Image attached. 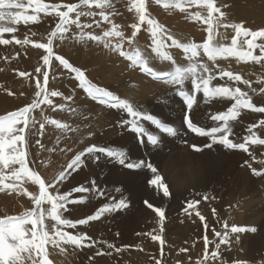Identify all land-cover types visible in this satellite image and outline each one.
Listing matches in <instances>:
<instances>
[{
    "label": "snow or ice",
    "instance_id": "snow-or-ice-1",
    "mask_svg": "<svg viewBox=\"0 0 264 264\" xmlns=\"http://www.w3.org/2000/svg\"><path fill=\"white\" fill-rule=\"evenodd\" d=\"M154 2L166 10L176 9L182 13L188 12V9L193 6L206 9V16L202 15L200 11L188 13L189 19L206 25L204 28L206 36L203 41L197 43L190 38L178 37L165 29L162 24L149 17L146 0H130L129 11L134 10L138 17V23L131 25L132 32L130 36H125V33L120 30V25L113 23L110 18L114 12L107 10L113 9L112 0H79L78 3L52 4L44 3V0H27V3L24 0H0V37L5 33H14L17 30L15 27L8 25L36 22L39 13L54 14L59 17V22L56 23L55 28L49 34L47 43L34 44V47L43 49L45 52L42 57L43 65L35 69V72L42 76V81L35 76L31 77L36 81L35 98L31 100V103L16 111L0 115V192L7 189L10 192L22 193L32 201L33 205L18 215L0 217V264H56L50 256L58 253L67 260L69 253L65 247L66 245L74 246L75 249H92L102 244L106 245L108 249H113L114 245L112 243L104 240H92L90 236L83 232L77 231L73 234L67 229H77L78 225H89L92 221H99L106 213H116L128 209L129 201L127 198L114 199L112 202L104 203L94 214L87 215L83 219L73 220L65 216L66 212H70L68 206L82 205L86 199H89L84 195L74 198L73 194L91 193L93 196L97 194L102 196L104 192L98 190L94 180L91 182V187L79 185L71 187L68 191H62V187L73 173L81 169L85 163V158L95 162L104 157L107 158V162H115L130 170L145 166L142 159L139 162H127L129 154L125 150L117 147L99 146L93 143L77 151L63 166L62 170L58 171L50 180L44 178L36 169L29 167V137L36 134L33 130L36 129L37 123H39L37 131L40 135L44 134L46 125L53 126L60 133H63L64 137L69 132L79 131L78 127H72L68 123L46 115L45 110L41 107L42 105L47 106L53 112L59 110L70 112L76 116L81 115L79 108H72L66 103L57 104L53 100L56 97L62 98L66 102L73 99L72 95L65 96L58 90H49V69L52 67L53 58L58 61L59 66L67 70L71 78L78 82L77 87L82 89L87 97L101 105H106L127 114V119L122 118L119 121L121 127H130L137 137H146L147 142L153 146L158 145V136L146 130L142 121L150 122L151 125L169 136H177L175 128L163 123L157 116L149 114L128 99H121L107 88L93 83L86 76L84 70L74 66L62 55L54 53V40L63 42L69 39L67 34L73 25L78 31L72 35L71 39L76 43L85 46L89 41L97 45L102 44L111 53L118 54L129 61V68H138L140 73L151 77L154 81L174 87L175 94L182 98L183 104L188 110L183 115V124L191 133L199 137H207L210 140L202 146H198L190 139H182L181 144L196 153L212 150L215 145H220L227 150H242L252 156L253 160H256V157L249 152L248 145H264V139H261L254 131L257 128L264 130V119L259 120L258 124L248 126L249 135L243 138L244 142L234 143L229 137L233 131L232 122L236 121L241 115V110L264 113V107H257L254 104L249 91L242 90L239 86H231L228 82L242 84L253 94L257 91L264 93V77H257L256 84L259 86L257 89L249 79L243 78L233 70L222 67L217 61L234 58L237 62H254L256 64L264 62V28L251 30L243 22H224L226 14L221 11L220 7L216 6V0H154ZM93 8L99 11H91ZM29 9L31 15L28 14ZM72 14H74V18ZM95 16H99L100 19L93 20L92 23H81V17ZM4 22H7V24ZM101 22L110 25L101 34H95L94 31H85V29H92L93 24L100 28ZM144 24L148 26L147 31L151 35V54L146 53L136 39L141 25ZM220 28L233 30L234 34L231 36L230 43L223 42L226 37L218 31ZM258 41L260 42L258 43ZM12 42V40L0 38V44L3 45ZM15 43L20 44L21 41L15 40ZM23 43L28 44L29 40L25 38ZM172 49L182 50L186 63H179L174 58ZM257 49H259V55L254 54ZM154 61L167 62V66L171 70L157 68L153 63ZM20 75L26 78L29 76L25 72H21ZM217 79L225 81V83L214 84ZM186 82L191 84L190 91L186 90ZM197 93H202L205 101L214 99L232 101L226 111H220L210 116L211 121L219 123L208 130L197 126L189 116V112L197 104ZM38 109L40 110L39 120L33 115L35 110ZM57 143H59V138ZM36 144L44 149V145L41 144L40 140H36ZM60 151L66 153L72 151V149L62 148ZM37 156H39V153H37ZM258 163L262 166L260 171L253 167V164L248 160L244 161V165L251 169L253 176L264 177V160H259ZM13 165L19 167H12ZM146 168L151 173V178L147 181V184L158 193H162L165 198H168L170 187L160 174L158 167L152 163H147ZM26 182L35 185L38 192L35 190L30 192L27 188H23L22 185ZM115 191L119 193L121 188L117 187ZM205 199H207V196H205ZM242 202V200L237 199L233 205V210H238ZM199 203L200 201L195 198L189 199L183 211L189 212V209L195 211L196 205ZM144 204L159 218L158 223L163 225L165 210L153 206L147 199L144 200ZM45 205L47 207H44ZM213 213L215 215V210H213ZM196 215L200 217L201 222H204L205 217L199 211H196ZM46 221H51V223L49 224ZM204 227L207 229L208 225L204 224ZM162 231L163 228L161 227ZM245 231L255 233L257 228L254 226L245 228L235 225L230 227V232L233 234ZM145 235H151V233ZM228 235L229 225L225 222L224 230L215 232V236L219 238V243L215 244L216 249H220L222 244L227 243ZM151 239L159 241L161 245L165 243L160 235H151ZM204 243L205 255L197 264H206L209 259L213 261L218 259L217 251H212L211 255H208L209 241L207 236L204 238ZM127 247L115 248V252L120 253L126 250ZM136 247L139 248L140 246L137 245ZM50 248L52 252H50ZM181 251L186 250L181 249ZM74 254L73 252L72 255ZM95 255H108L110 257L112 252H104L97 248ZM91 260L92 257H89V262ZM59 264H64V262L61 261ZM156 264H161V261L157 260Z\"/></svg>",
    "mask_w": 264,
    "mask_h": 264
},
{
    "label": "rangeland",
    "instance_id": "rangeland-1",
    "mask_svg": "<svg viewBox=\"0 0 264 264\" xmlns=\"http://www.w3.org/2000/svg\"><path fill=\"white\" fill-rule=\"evenodd\" d=\"M122 1L124 3V8L122 10H119L122 7L119 6L118 1L112 0L113 9H109L107 11L114 12V14L110 17L113 23L120 25V30L125 33V36H130L132 32L131 25L138 23V17L134 10L129 11L130 0ZM24 2L27 3V0H24ZM78 2L79 0H44V3L48 4ZM216 6L220 7L221 11L225 12L226 19L224 22H243L244 25L251 30L264 28V0H216ZM146 7L150 18L155 19L158 23L162 24L165 29L178 37L183 36L200 43L204 39H202V37L206 36V33L204 32V28L206 26L188 18V13L196 11H200L202 15L206 16V9H199L193 6L188 9V12L182 13L176 9L166 10L156 4L154 0H146ZM91 11L98 12L99 10L93 8ZM28 14H32L30 9ZM72 15L74 18V14ZM99 19V16L81 17V23H92L93 20ZM58 22L59 17L54 14L45 15L44 13H39L38 20L36 22H30L28 24L21 22L17 25H8L15 27L17 30L14 33H5L2 37H0L13 41L12 43L6 45L0 44V115H6L8 112L16 111L19 108L31 103V100L35 98L34 94L36 91V81L31 77L35 76L42 81V76L36 73L35 69L43 65L42 57L45 55V52L43 49L34 47V44L47 43L49 34ZM4 23L7 24V22ZM108 27H110V25L101 22L100 28H97L96 25L93 24L92 29H85V31H94L95 34H101L102 31L106 30ZM147 27L148 26L146 24L141 25L140 32L137 33L136 39L141 48L146 53L151 54L150 44L146 42V39L151 38L150 33L147 31ZM77 31L78 30L73 25L71 26L70 32L67 34L69 39L63 42L54 40V53L62 55L74 66L80 67L84 70L86 76L93 83L107 88L109 91L118 95L121 99H128L138 107L146 110L149 114L157 116V118L161 119L163 123L175 128L177 130V136L174 138L166 137L169 145L165 146L166 148L161 152L162 155L159 156L157 160L151 159V154L146 151L148 150V147H150V143L148 145L146 137H137V135L131 131L130 127L120 126L119 121L122 118L127 119V114L122 113L117 109H112L106 105H101L97 101H93L91 98L87 97L83 90L77 87L78 82L71 78V75L67 73V70L63 69L62 66H59L58 61H55L53 58L52 67L49 69V90H58L65 96L72 95L73 97L72 101L67 102L59 97L53 98V100L57 104L66 103L72 108H79L81 110V115L76 116L72 115L70 112L59 110L53 112L51 109L47 108V106L42 105L41 107L45 110L46 115L51 118L58 119L61 122L68 123L72 127H78L79 131L75 133L69 132L67 136L64 137V134L60 133L53 126L46 125L44 134L40 135L37 131L39 128V123H37L36 129L33 130L36 134L29 137V167L36 169L43 175L44 178L50 180L58 171L62 170L63 166L66 165L67 161L71 159L77 151H80L84 147L90 146L93 143L99 146L117 147L125 150L129 154V160L127 162H139L141 159L145 162V166H143L144 168L142 167L138 169V171L137 169H126L115 162H111L112 165L110 168L116 173V177L113 178V180H110L111 178L108 176L107 170L108 165H106L107 158L102 157L100 160L95 162L85 158V163L82 165L81 169H78L77 172L73 173L72 176L69 177L68 181L64 182L62 191H68L71 187L79 185L91 187V182L94 180L96 181L98 190H103L104 195L101 196L97 194L93 196L91 193L73 194L74 198L81 195L89 197V199H86L85 203L82 205L68 206L70 208V212H66L65 216L73 220L86 218L87 215L94 214L95 211L99 207H102L104 203H109L112 199L118 200L125 195H129L131 193V187L134 185H136V189L132 196H136L140 191L149 193L151 190H155L149 185H146V182L151 178L150 170L146 168V164L152 163L154 166H157L156 164L164 159L167 153L174 151L178 143L181 144L180 141L182 139H190L198 146H202L205 142H210L207 137H199L196 134L191 133L190 130L187 129L186 125L183 124V115L185 111L188 110L183 104L182 98L175 94L173 86H166L162 82L154 81L151 77H147L143 73H140L138 68H129V61L120 57L118 54L111 53L108 49H105L102 44L97 45L94 42L89 41L85 46L83 44L76 43L71 39V37ZM203 33H205L204 36L202 35ZM25 38L29 40L28 44L23 43ZM15 40H20L21 43L17 44L15 43ZM259 42L260 41H258V43ZM125 47L127 48L126 43ZM171 51L174 53V58L179 63H186L182 50L172 49ZM254 54L259 55V49H257ZM232 59L234 58L219 60L217 63L226 69L235 71L243 78L249 79L252 84L254 80L249 78V73L254 69H261L264 71V62L261 64H256L254 62L245 63L237 62L235 59V61ZM153 63L157 68L162 70H171V68L167 66V62L154 61ZM21 72L28 73L29 76L27 78L23 77L20 75ZM223 83H225V81H220L219 79L214 81V84ZM228 83L231 86H239L242 90H247L249 93L251 92L242 84H233V82ZM185 87L186 90L190 91V82H186ZM258 92L256 93V96L254 95L253 102L257 107H264V93H259V95H257ZM9 93H11V95H9ZM219 101L228 102L229 100L214 99L205 101L202 93H197V104L194 105V108L189 112L190 119H192L197 126L204 127L205 130L210 129L209 125L215 126L219 122L211 121L210 116L220 111L227 110L224 106L226 109L215 110L213 112L211 111V107ZM231 103L232 101H230L229 106ZM242 112H247L246 116L250 120V123L246 127L244 126L240 129L232 128L233 131L229 138L232 139L234 143L244 142L243 138L246 135H249L247 131L248 126L251 124H258L259 120L264 119V113H253L250 110H241V113ZM39 113V109L35 110L33 113L38 120L40 118ZM166 114H170V118L166 116ZM174 116H177L180 122V128H177V126L173 124L171 119H177ZM142 123L145 125L146 130L155 134L152 130H150L151 127L154 132L156 131L157 133L155 135L158 136L159 143L154 146L157 150H154L153 154L158 152L156 153V156H158L160 153L157 147L163 145L160 135L166 133H163L154 125L152 126L150 122L142 121ZM254 131L257 132L261 139H264V130L257 128L254 129ZM58 138L59 143H57ZM238 139L240 141H238ZM36 140L41 141V144L44 145V149H41L40 146L36 144ZM248 147L249 152L256 157V160H253L252 156L245 153L246 155L248 154L247 160L253 164V167H256L257 170L260 171L262 166L258 163V161L264 160V145H248ZM62 148H71L72 151L66 153L61 152L60 149ZM213 148L216 149L211 150L212 154H214L213 152L218 149H223L224 151L229 152L240 151L238 149L227 150L219 145H215ZM208 151L209 150H206L204 152L207 153ZM37 153H39V156H37ZM218 156L222 157L223 155L219 154ZM101 164L103 168L101 167ZM239 164L238 166H234V171L238 169V167H242ZM243 164L244 162L242 165ZM244 166L247 167V165ZM12 167L19 166L13 165ZM5 171L7 172L8 170ZM100 175H102L104 179ZM215 176L216 175L213 177ZM230 176V174L227 175V177ZM238 177L246 179V181L243 182L244 184L248 182L245 175ZM255 180L258 182H264V177H255ZM233 185L234 184L230 183L228 179H225L224 181L210 179L204 195L194 196H200L197 200H199L201 204H197L195 211L189 209V212H186L183 216V218H186L189 221L196 234L190 241L188 247L185 249L186 251H181V249L184 248L181 245L176 248L177 250L172 247L170 248L165 246V243H168L170 240H166L165 236L163 237V232H161V227L163 228L165 221L163 225L157 223L158 228L156 230L155 226L149 229L148 224L146 223V230L136 232L141 235L136 234L137 236H140L144 240L150 237V235L143 236L146 232L151 230L153 233H158L160 231V234L151 235L161 236L162 234L161 239L166 241L163 245H161L159 241H156L158 245L160 244V248L156 247L154 249L155 253H148L152 256L144 254L145 259L141 264H156L157 260H160L161 264H197V262L202 260L205 255V236H207L209 241L207 248L208 255L210 256L212 251L218 252V259L214 261L209 259L206 264H264V236L259 235L261 231L257 230L256 234L249 232L246 240H243L241 233L233 234L230 232V227L232 225L240 227L239 222L242 217L228 211L231 204L229 194L231 190H233ZM22 187L27 188L30 192L34 190L38 192V188L35 185H31L27 182L24 183ZM117 187L121 188V192L117 193L115 191ZM217 190H219V193L215 194L214 192ZM205 196H207V199H205ZM124 198H126V196ZM138 199L140 198L137 197L135 199L134 206L139 205L140 200L137 201ZM258 201L261 202L260 198ZM32 206V201L22 193L18 194L17 192H10L7 189L0 192V217L4 215H18L20 212L31 208ZM154 206L157 207L156 205ZM44 207H47V205ZM213 210H215V215ZM196 211H199L200 214L205 217L204 222H201L200 217L196 215ZM260 215L263 217L264 221V208L260 212ZM221 217H223L222 220ZM107 220L108 214L106 213L99 221H92L89 225H78L77 229L67 230L71 231L73 234L80 231L90 236L92 240H104L112 243L113 245L115 244L113 249H105L106 245L100 244L92 249H80L79 253L78 249L76 250L74 246L66 245L65 247L68 249L69 253L67 260H65V257L60 256L58 253L51 255L50 258L53 259L56 264H59V262L63 260L64 264H69V262L70 264H94L93 256H96L94 253L97 248L104 252H107L108 250L111 252L115 250V248H123L124 246H119L115 241H113V238L111 237L112 232L107 229L109 225H112L115 218L111 217L108 221ZM178 220H181V217L174 219L173 221L176 222L167 227L166 231L177 224ZM157 221H159V219ZM46 222L49 224L51 223V221ZM225 222L229 225L227 243L222 244L220 249H216L215 244L219 243V238L215 236V232H222L224 230ZM204 224L208 225L207 229L204 227ZM142 231H144V233H142ZM254 234L255 236L253 237ZM139 241L141 242L140 245ZM139 241L138 243L135 242V245L137 244L140 246L139 248H135L134 244L129 245L127 248L131 250V252L135 250L136 252H141V250L142 252L145 251L147 241ZM142 247H144V250ZM202 249L204 252H202ZM81 251L84 253H81ZM50 252H52L51 248ZM73 252L75 253L74 255H72ZM113 256L115 255L112 253L110 257L108 255H103L101 258H113ZM89 257H92L90 262ZM120 258H122V256H120ZM119 260H122L124 264L128 263V260L126 259Z\"/></svg>",
    "mask_w": 264,
    "mask_h": 264
},
{
    "label": "bare ground",
    "instance_id": "bare-ground-1",
    "mask_svg": "<svg viewBox=\"0 0 264 264\" xmlns=\"http://www.w3.org/2000/svg\"><path fill=\"white\" fill-rule=\"evenodd\" d=\"M117 1L119 3V6L122 7L119 10H122L124 8L123 1L122 0H117ZM257 15H255V16H257ZM255 21H257V20H255ZM247 24H249V23H247ZM218 31L223 33L224 36L226 37V39L223 42L230 43L231 36L234 34L233 30L220 28V29H218ZM204 34L205 33H203L202 35L204 36ZM203 38L204 37H202V39ZM146 42L151 45V38L146 39ZM232 60H234V59H232ZM257 77H264V71L261 69H254L249 73V78L254 80V82H253L254 87L259 88L258 85L256 84ZM249 94L252 95V97H254V95L256 96V93L253 94L250 92ZM257 95H259V92ZM259 101H260V99H259ZM229 103H230V101H228V102H226V101L220 102L219 101V102H217V104H214L211 107L212 108L211 111L213 112L215 110L226 109L229 107ZM246 113L247 112H242L241 115L237 118V120L232 123L233 129H240V128H243L244 126L246 127L250 123V120L247 118ZM166 116H168L170 118V114H166ZM174 117L177 118V116H174ZM171 120L173 121V124L177 126V128L181 127L178 118L177 119H171ZM209 126L212 127L211 125H209ZM150 130H152L153 133L157 134L156 131L154 132L153 128L150 127ZM160 136H161L160 139L163 142V145L157 147L159 149L160 154L158 156H156V153H158V152H155V154H153V151L157 150V149H155L154 146L151 144H150V147H148V150H146L148 153L151 154V157H152L151 159L157 160V158L162 155L161 152L166 148L165 146L169 145L166 137L174 138L173 136H169L168 134H161ZM240 139H241V136H240ZM238 141H240V140L238 139ZM148 145H149V143H148ZM216 147H218V146H216ZM213 149H216V148H213ZM207 153H212V152H211V150H209ZM213 153L217 154V155H219V154L223 155L222 157L219 156L222 159L223 164H222V167L220 168V170L215 174L216 176L211 178V179H215L216 181H224L225 179H228L230 183L234 184L233 190H231V192L229 194L230 199H231V204L228 208L229 209L228 211L231 213L242 216L240 219V222H239L240 227L248 228V227L254 226L257 228L258 231H261L259 235L264 236V221H263V217L260 215V212L264 208V182L256 181L255 177H253V175L251 174L252 173L251 169H249L246 166L241 167V168L238 167V169H236L235 171L233 170L235 165L238 166L239 163H240L239 165H242V163L245 160H247L248 154L246 155L245 152H243L241 150L237 151V152L236 151L229 152V151H224L223 149H221V150L218 149L217 151H215ZM159 163L160 162H158L156 165L159 166ZM106 165H108V167H107L108 176L111 178L110 180H113V178L116 177V175H115L116 173L113 172L112 169L110 168L112 163H109L106 161ZM256 166H257V164H256ZM101 167L103 168L102 164H101ZM137 171H138V169H137ZM124 174H127V173H124ZM129 174H130V172H129ZM228 174H230L231 176L227 177ZM244 175L248 179V182L245 184L243 182H245L246 179H242V178L238 177V176H244ZM100 176H102V175H100ZM102 178H103V176H102ZM126 178H124V179H126ZM107 182H108V179H107ZM208 182L203 184L202 186L196 188V189H193L191 191H185V192H177V191L171 190V188H170V196L168 198H165L162 193H158L156 190H151L150 192L148 191L149 193H145V192L140 191L136 196H132L134 194L135 189H136V185L132 186L131 187V193L129 195H125L127 200L129 201V208L126 210H120L116 213H107L108 214V220L111 217L115 218V220L112 222V225L108 224L109 226L107 227V229L111 230V232H112V234L110 233L111 237L113 238V241H115L119 246H129V245L134 244V246L136 248L137 244L135 245V242L138 243L139 240H142V242L145 240V241H147L146 245L144 244L146 250L143 252H142V250H141V252L140 251L136 252V250L131 252V250H129L127 248L126 250L122 251V253L121 252L116 253L115 250H113V251H111L115 255V256H113V258H109V257L101 258L102 256H95V257L93 256L94 264H124L123 261L119 260V259L128 260L127 264H141L142 261L145 259L144 254L150 255L148 253H153L154 249L156 247H159L160 244L158 245V243L156 241H153L150 238L151 235H150V237H148L144 240L140 237L141 235L140 236L136 235L137 234L136 232L141 231V230H146V227H147L146 223L148 224L149 229H151L153 226H155V230L158 228V224H157L158 221L157 220L159 218L155 215L154 212H152L151 209L146 207V205L144 204L145 199H147L151 204H153V206L156 205L157 207H161L165 210V223L163 226V231H162L163 233L162 234H163V237L165 236L166 240L170 239L168 241V243H165V246L170 247V248L172 247L175 250H177L176 248L181 245L184 247L183 249H186L188 247L190 241L194 238V236L196 234L193 231L189 221L186 218H183V216L186 214V212H184L183 209L186 207L187 201L189 199H192V198L197 199L200 196L204 195L205 189L208 186ZM137 184H139V183H137ZM146 185H148L147 182H146ZM214 193L215 194L219 193V190H217ZM195 195H200V196L194 197ZM124 197H121V198H124ZM137 197L140 198L137 200V201L140 200L139 205L134 206V201ZM259 198H260L261 202L258 201ZM237 199H240L243 202H242V204L239 205L238 210H233V205ZM112 200H114V199H112ZM216 203H218V202H216ZM196 207H197V205H196ZM213 208H215V207H213ZM241 209H243V210L241 211ZM180 217H181V220H178L177 224H175L168 231H166L167 227H169L170 225H172L176 222L173 220L176 218H180ZM222 219H223V217H221V220ZM101 233H99V234H101ZM142 233H144V231H142ZM146 233L160 234V231L158 233H153L150 230L149 232H146ZM248 233H249V231H245V232L241 233L243 240H246ZM162 234H161V236H162ZM255 234H256V232H255ZM255 234L253 235V237L255 236ZM143 236H146V235L143 234ZM103 237H104V235H103ZM110 241H112V240H110ZM140 243L141 242L139 241V245H140ZM105 249H107V247ZM142 249L144 250V247H142ZM79 250L80 249H78V251ZM204 250L202 249V252H204ZM178 251H180V250H178ZM107 252H109V250ZM79 253H80V251H79ZM81 253H84V252L81 251ZM120 256H122V258H120ZM150 256H152V255H150Z\"/></svg>",
    "mask_w": 264,
    "mask_h": 264
},
{
    "label": "clouds",
    "instance_id": "clouds-1",
    "mask_svg": "<svg viewBox=\"0 0 264 264\" xmlns=\"http://www.w3.org/2000/svg\"><path fill=\"white\" fill-rule=\"evenodd\" d=\"M222 164L217 154L196 153L178 143L176 149L167 153L158 167L171 190L185 192L207 183Z\"/></svg>",
    "mask_w": 264,
    "mask_h": 264
}]
</instances>
